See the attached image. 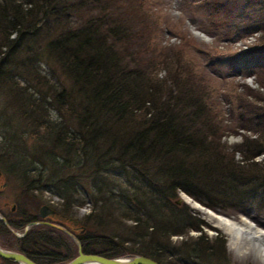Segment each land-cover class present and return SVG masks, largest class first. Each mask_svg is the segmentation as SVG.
Listing matches in <instances>:
<instances>
[{
	"label": "trees",
	"instance_id": "1",
	"mask_svg": "<svg viewBox=\"0 0 264 264\" xmlns=\"http://www.w3.org/2000/svg\"><path fill=\"white\" fill-rule=\"evenodd\" d=\"M137 1L0 0V175L20 191L7 223L20 230L37 220L40 200L33 192L42 190L54 192L56 209L77 222L71 215L86 203L81 192L92 204L79 223L85 253L180 264L165 255L169 236L178 234L194 264L211 263L225 254L224 241L212 239L213 249L205 236L189 238V228L201 222L190 225L185 205L173 200L183 191L216 210L264 196V105L227 111L229 122L237 121L223 124L191 67L180 64L157 78L155 59L143 57L155 53L152 24L134 16ZM183 9L193 10L189 19L197 29L224 43L262 33L213 62L255 74L264 88V0H185ZM236 126L251 134L227 146L221 136L236 134ZM0 228L10 234L1 222ZM57 235L65 239L32 225L13 239L28 254L48 239L58 242Z\"/></svg>",
	"mask_w": 264,
	"mask_h": 264
},
{
	"label": "rangeland",
	"instance_id": "2",
	"mask_svg": "<svg viewBox=\"0 0 264 264\" xmlns=\"http://www.w3.org/2000/svg\"><path fill=\"white\" fill-rule=\"evenodd\" d=\"M184 1L185 0L137 1L134 16H137L138 18L136 19H139L141 23L144 21L151 22L153 37L155 39V53H148L147 56L143 55V57L146 61H150V59L153 61L155 59L156 62L163 60L160 64L154 62L153 67L154 71L157 73V78L163 77L165 75V70L171 71L180 64L191 67L193 73L192 80L194 79L193 81L201 83L202 87L207 89L213 100V110L222 118L223 124L231 125L237 120H231L230 123V115H227V111H243L244 113L257 111L261 105H264V88L257 85L255 74L246 75V73H244L242 75L234 69L232 64L227 63L228 61L221 63L219 61L213 62L214 58L216 56L226 57L227 55H232L236 53L239 48L244 49L247 44L256 43L261 39L262 33L255 32L249 37L245 36L241 40L232 41L230 43L219 41L221 40L220 38L207 35L200 29H197L198 26L195 25L194 22H190L189 15H194V12L191 10L185 13L183 9ZM149 7L152 10L148 9ZM195 14L196 16L194 17L201 20L202 17H199L197 12H195ZM230 17L232 18V16ZM156 19H158V21H156ZM133 30H136L138 35L142 34V32L137 29ZM249 70L256 73L253 68ZM232 116L236 118L237 114ZM235 128H237L236 134L227 133L221 136L220 140L227 146L239 145L242 141V136L251 134L237 126ZM259 158H261V155L255 157L254 160H258ZM240 159L241 153L235 152L233 160L239 162ZM16 187V183L13 180L9 177L0 175V209L7 212L8 218H14L15 216L12 215L15 214L14 211L17 206L14 205L13 210L9 209V207L15 204V199L19 197L20 191ZM183 194L197 202L185 192L178 191L176 198L173 200L174 205H185L187 212L191 216L188 222L190 225H195V218H198L201 222L198 228H189L187 236L193 239L199 235L205 236L208 239V244L211 245L213 249L218 248V246L215 247V244H211L212 239L218 238L224 241L225 254L219 255V260H214L209 263L206 258H200L201 260L198 259L200 264H262L260 259L252 252H246L245 250L239 251L231 246L227 235L221 229L213 225L210 218L207 217L203 211L191 206L183 200ZM33 195L36 199L40 200V206L50 201H60L54 192L46 190H42L41 192L34 191ZM78 196L86 200L84 206L75 208L73 212L77 215V223L79 224L84 222L83 214L88 213L90 209L92 210V204L86 193L81 195V192H79ZM1 202H5L6 205H1ZM199 204L201 205V203ZM211 210L226 217H237L243 214L254 220L258 225L264 226V196H259L258 194L255 196L249 195L244 207L237 208L227 206L224 209L217 207L216 210ZM123 223L125 225H130V221L128 220H124ZM13 231L21 232V229ZM13 238H16L13 234H6L0 228V245L4 249L17 251V242ZM184 238L185 236L178 234L169 236L167 240L169 244H165V255L168 253L171 254V260L180 264H194V259L191 260V258H188V255L185 256V251L182 250V246L179 245V242ZM131 242L132 240L127 241L122 247H131ZM48 245H51V243H48ZM99 246L100 245H96V247ZM69 249L74 250L73 243L70 245ZM175 249H177L176 253L171 252V250ZM238 251L239 253H237ZM129 256L131 255L122 254L116 257ZM67 260L69 259H65L61 261V263L63 264L67 262ZM0 264L18 263L1 262L0 260Z\"/></svg>",
	"mask_w": 264,
	"mask_h": 264
},
{
	"label": "flooded vegetation",
	"instance_id": "3",
	"mask_svg": "<svg viewBox=\"0 0 264 264\" xmlns=\"http://www.w3.org/2000/svg\"><path fill=\"white\" fill-rule=\"evenodd\" d=\"M1 205H6V203L5 202H3V203L1 202ZM14 205L15 204H12L9 207V209L13 210L14 209ZM45 205L51 211H53V213H50L47 209L41 211L40 210L41 206L37 205L33 209L36 212L35 213L33 211L35 213V218L37 219L35 221H38V222L40 221L42 223H37V224H33V225L47 226V227L50 228V230L57 231V232L59 231L61 234H63L65 236V239L67 241L64 238L59 237L57 235L56 239H58L59 241L54 243V244H51L52 246L48 245L47 243H42L40 245H37L35 248L32 247L31 250H28L27 251L28 254H24L23 252H21V253H23L24 256H26L28 259H30L31 261H33L36 264H42V260H45V259H64L65 260V259H71L74 256H76L77 252H78L77 244L73 241V239L69 235H67L64 231H62L58 227H61V228L65 229L66 231H68L70 234H72L78 240L79 251L82 252V253H85L86 252V250L84 249L85 244H84V242L81 241V238H80L81 236L79 235V234H81L83 232V228L84 227H82L81 224H78L75 220H73V218L66 216L68 214L65 215L64 213H62L61 211L56 209L57 202L50 201V202H47ZM40 213H42V215H40ZM0 215L4 217V219H5L6 223H7V219H8L7 212L5 210H1L0 209ZM71 216H75L77 218L76 214L75 215H71ZM15 218L17 219V217H15ZM0 222H2V221H0ZM29 222H32V221H29ZM2 224L10 232V230L8 228H10V229H12V228L8 225V223H7L8 227L5 226L3 222H2ZM23 228H24V225L21 228V231L23 230ZM10 233L13 234L12 232H10ZM78 235H79V238H78ZM14 236L16 238L23 237V236H16V235H14ZM69 241L71 242V244L73 243L74 250H70L69 249L70 245H71L69 243ZM48 242L51 243L52 239L48 240ZM0 247H2V246L0 245ZM90 254L101 255V254H98L96 252H90ZM101 256H103V255H101ZM0 260H1V262L2 261L3 262H13L11 260L3 259L1 257H0ZM13 263H15V262H13ZM44 263H47V260H45ZM58 264H62V263H58Z\"/></svg>",
	"mask_w": 264,
	"mask_h": 264
},
{
	"label": "bare ground",
	"instance_id": "4",
	"mask_svg": "<svg viewBox=\"0 0 264 264\" xmlns=\"http://www.w3.org/2000/svg\"><path fill=\"white\" fill-rule=\"evenodd\" d=\"M182 199L191 206L203 211L210 218L213 225L227 235L230 245L236 250L252 252L264 264V226L258 225L254 220L243 214L237 217L220 215L211 209L203 207L184 194Z\"/></svg>",
	"mask_w": 264,
	"mask_h": 264
},
{
	"label": "water",
	"instance_id": "5",
	"mask_svg": "<svg viewBox=\"0 0 264 264\" xmlns=\"http://www.w3.org/2000/svg\"><path fill=\"white\" fill-rule=\"evenodd\" d=\"M178 201H179V198H178ZM46 209L50 213H53V211H51L46 205H41V209H40L41 211L46 210ZM40 215H42V213H40ZM0 221H2L4 225L8 227L4 217L1 215H0ZM37 223H42V222L32 221V222L26 223L22 232L20 233L14 232L10 228L8 229L10 230V232H12L16 236H23L31 225L37 224ZM58 228H60L67 235H69L78 246L77 255L69 259L67 262L63 264H158L153 259L142 256V255H131L129 257H105V256L97 255V254L82 253L79 251L78 240L65 229L61 227H58ZM0 257L3 259L11 260L18 264H36L30 259H28L26 256H24L22 253L14 251V250L4 249L2 247H0Z\"/></svg>",
	"mask_w": 264,
	"mask_h": 264
}]
</instances>
